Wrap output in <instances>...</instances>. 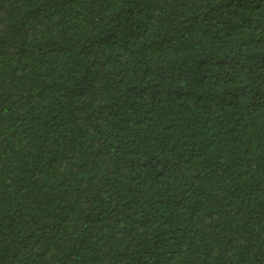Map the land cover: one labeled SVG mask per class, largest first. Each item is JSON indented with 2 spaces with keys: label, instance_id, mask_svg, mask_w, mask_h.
I'll return each instance as SVG.
<instances>
[{
  "label": "trees",
  "instance_id": "16d2710c",
  "mask_svg": "<svg viewBox=\"0 0 264 264\" xmlns=\"http://www.w3.org/2000/svg\"><path fill=\"white\" fill-rule=\"evenodd\" d=\"M0 264H264V0H0Z\"/></svg>",
  "mask_w": 264,
  "mask_h": 264
}]
</instances>
